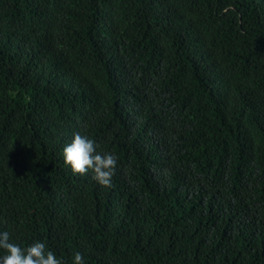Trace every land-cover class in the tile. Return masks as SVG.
I'll return each instance as SVG.
<instances>
[{
  "label": "trees",
  "instance_id": "trees-1",
  "mask_svg": "<svg viewBox=\"0 0 264 264\" xmlns=\"http://www.w3.org/2000/svg\"><path fill=\"white\" fill-rule=\"evenodd\" d=\"M88 135L111 186L63 159ZM73 264H264V0H0V231Z\"/></svg>",
  "mask_w": 264,
  "mask_h": 264
},
{
  "label": "clouds",
  "instance_id": "clouds-1",
  "mask_svg": "<svg viewBox=\"0 0 264 264\" xmlns=\"http://www.w3.org/2000/svg\"><path fill=\"white\" fill-rule=\"evenodd\" d=\"M63 159L74 174L91 173V178L101 186H111L117 165V157L97 151L95 141L79 132L73 134L70 143L63 148ZM0 264H62L45 242L36 240L22 246L12 242L8 231H0ZM73 264H85L83 254L77 251Z\"/></svg>",
  "mask_w": 264,
  "mask_h": 264
}]
</instances>
